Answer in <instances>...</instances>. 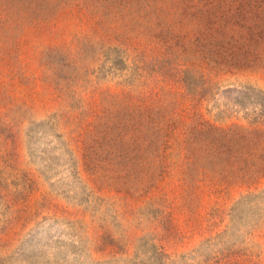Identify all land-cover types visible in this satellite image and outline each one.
Returning a JSON list of instances; mask_svg holds the SVG:
<instances>
[{
  "label": "rangeland",
  "instance_id": "obj_1",
  "mask_svg": "<svg viewBox=\"0 0 264 264\" xmlns=\"http://www.w3.org/2000/svg\"><path fill=\"white\" fill-rule=\"evenodd\" d=\"M0 264H264V0H0Z\"/></svg>",
  "mask_w": 264,
  "mask_h": 264
}]
</instances>
